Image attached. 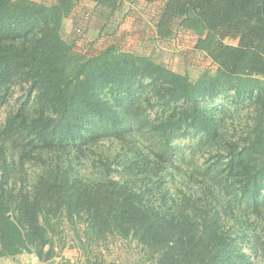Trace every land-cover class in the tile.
I'll list each match as a JSON object with an SVG mask.
<instances>
[{
	"label": "trees",
	"instance_id": "1",
	"mask_svg": "<svg viewBox=\"0 0 264 264\" xmlns=\"http://www.w3.org/2000/svg\"><path fill=\"white\" fill-rule=\"evenodd\" d=\"M77 1L0 0V106L25 84L0 129V257L45 261L79 224L74 246L134 240L154 264H264V0H165L157 36L178 24L217 65L196 79L116 45L77 51L62 34ZM223 96L252 108L236 137L210 106ZM183 137L211 147L203 164L178 162Z\"/></svg>",
	"mask_w": 264,
	"mask_h": 264
},
{
	"label": "rangeland",
	"instance_id": "2",
	"mask_svg": "<svg viewBox=\"0 0 264 264\" xmlns=\"http://www.w3.org/2000/svg\"><path fill=\"white\" fill-rule=\"evenodd\" d=\"M34 1L51 5L56 0ZM164 3L165 0H137L134 3L124 2L111 10L90 0H78L74 11L64 18L62 34L73 44L74 49L87 55L98 53L109 45H116L124 51L150 56L193 79L198 78L204 71L216 72L217 65L207 53L195 49L196 36L191 31L174 24L171 36L164 39L157 36L156 22ZM227 42L235 43L236 39L228 38ZM21 82L18 80L12 83L9 103L0 106V129L8 112L14 109L24 93L25 84ZM210 106L222 119V130L226 138L237 136L246 130L252 115L250 102L241 104L235 112L234 104L228 96H223ZM176 144L179 147L178 162L186 169L203 164L211 149L200 143L197 137H183L177 139ZM66 228L67 231L62 235L52 236L56 252L51 258L43 261L36 253L25 251L16 256L0 257V264H82L87 253L104 259L106 264H154L148 253L134 240L111 237L99 245L86 242L80 248L73 243L78 233L82 234L84 230L80 229L79 224L67 225ZM64 243L66 244L62 248ZM48 249L49 245L45 252Z\"/></svg>",
	"mask_w": 264,
	"mask_h": 264
}]
</instances>
